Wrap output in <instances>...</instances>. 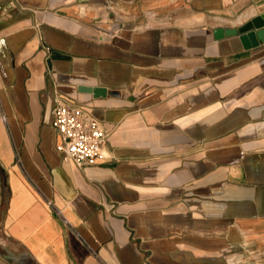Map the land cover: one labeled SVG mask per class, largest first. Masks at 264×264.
Listing matches in <instances>:
<instances>
[{
  "label": "crops",
  "instance_id": "crops-1",
  "mask_svg": "<svg viewBox=\"0 0 264 264\" xmlns=\"http://www.w3.org/2000/svg\"><path fill=\"white\" fill-rule=\"evenodd\" d=\"M262 14L0 0V264H264V44L214 39ZM57 96L110 132L96 165L63 161Z\"/></svg>",
  "mask_w": 264,
  "mask_h": 264
},
{
  "label": "built area",
  "instance_id": "built-area-1",
  "mask_svg": "<svg viewBox=\"0 0 264 264\" xmlns=\"http://www.w3.org/2000/svg\"><path fill=\"white\" fill-rule=\"evenodd\" d=\"M45 51L49 54L50 49L45 47ZM2 120L6 122L4 115ZM53 127L59 138L57 150L65 163L83 170L103 159V148L110 132L82 106L69 104L57 96ZM47 204L63 218L51 201L48 200ZM64 222L71 227L66 220Z\"/></svg>",
  "mask_w": 264,
  "mask_h": 264
},
{
  "label": "water",
  "instance_id": "water-1",
  "mask_svg": "<svg viewBox=\"0 0 264 264\" xmlns=\"http://www.w3.org/2000/svg\"><path fill=\"white\" fill-rule=\"evenodd\" d=\"M232 37H239L245 49H252L264 44V14L252 19L240 28L214 31V39L217 41Z\"/></svg>",
  "mask_w": 264,
  "mask_h": 264
}]
</instances>
